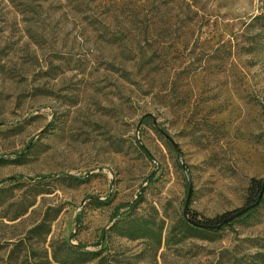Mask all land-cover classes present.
<instances>
[{
	"label": "rangeland",
	"instance_id": "374dc122",
	"mask_svg": "<svg viewBox=\"0 0 264 264\" xmlns=\"http://www.w3.org/2000/svg\"><path fill=\"white\" fill-rule=\"evenodd\" d=\"M252 177L264 0H0V264H261L264 202L183 228Z\"/></svg>",
	"mask_w": 264,
	"mask_h": 264
},
{
	"label": "trees",
	"instance_id": "16d2710c",
	"mask_svg": "<svg viewBox=\"0 0 264 264\" xmlns=\"http://www.w3.org/2000/svg\"><path fill=\"white\" fill-rule=\"evenodd\" d=\"M262 189H263V179L252 177L250 184L248 186L246 204L244 206L238 209H235L233 211L225 212L223 214L217 215L215 217H203V216H200L197 211L189 209L186 218L183 220L184 222L183 228H185L188 231H192V232L203 230L205 228L208 229L207 231H209V229H213V231L220 230L222 227L232 223V221L235 218L231 221H228V219L238 210H240L243 207L255 204L260 199V193ZM263 202H264V195L260 199L257 205H255L253 208H251L250 210H248L246 213H244L243 215L239 217L245 218L251 215L253 212L257 211L260 208ZM73 255L75 257H78L77 259L79 260V263L86 262L94 258L92 257V253H90L89 251H75ZM258 255L262 257L264 256V254H261V253H258ZM67 259L69 258L66 257V259L64 258L61 261L64 264H68V262L66 261ZM260 260H261V264H264V259L260 257ZM250 264H256V262H251Z\"/></svg>",
	"mask_w": 264,
	"mask_h": 264
},
{
	"label": "water",
	"instance_id": "95a60500",
	"mask_svg": "<svg viewBox=\"0 0 264 264\" xmlns=\"http://www.w3.org/2000/svg\"><path fill=\"white\" fill-rule=\"evenodd\" d=\"M263 195H264V179H263V189H262V191H261V193H260V199L263 197ZM260 199H259L255 204H252V205H250V206L243 207V208H241L240 210H238L236 213H234V214L228 219V221H231V220H233L234 218L239 217V216L243 215L244 213H246L248 210H250V209L253 208L255 205H257V204L259 203ZM188 210H189V208H188V206H187V207H186V213H187V214H188ZM186 216H187V215H186Z\"/></svg>",
	"mask_w": 264,
	"mask_h": 264
}]
</instances>
